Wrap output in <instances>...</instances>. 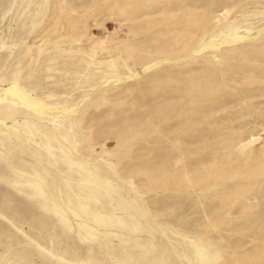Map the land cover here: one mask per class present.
Wrapping results in <instances>:
<instances>
[{
  "label": "rangeland",
  "instance_id": "374dc122",
  "mask_svg": "<svg viewBox=\"0 0 264 264\" xmlns=\"http://www.w3.org/2000/svg\"><path fill=\"white\" fill-rule=\"evenodd\" d=\"M0 264H264V0H0Z\"/></svg>",
  "mask_w": 264,
  "mask_h": 264
}]
</instances>
